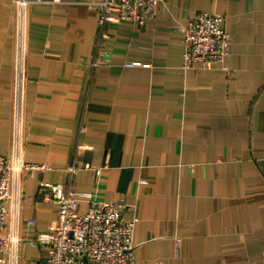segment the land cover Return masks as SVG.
<instances>
[{"label": "crops", "instance_id": "crops-1", "mask_svg": "<svg viewBox=\"0 0 264 264\" xmlns=\"http://www.w3.org/2000/svg\"><path fill=\"white\" fill-rule=\"evenodd\" d=\"M15 0H0V153L12 148ZM203 11L231 34L226 69H184ZM73 0L32 3L25 63L19 264L57 218L42 180L127 203L140 264H264V0H160L143 25H99ZM131 62H140L129 65ZM89 164L71 177L65 168ZM81 199L80 212L89 207ZM35 218L36 224L26 223Z\"/></svg>", "mask_w": 264, "mask_h": 264}, {"label": "built area", "instance_id": "built-area-1", "mask_svg": "<svg viewBox=\"0 0 264 264\" xmlns=\"http://www.w3.org/2000/svg\"><path fill=\"white\" fill-rule=\"evenodd\" d=\"M55 3L60 0H53ZM46 0H15L16 78L14 89L13 138L8 155L0 153V264H19L20 205L25 172L49 166L24 160L25 143V63L28 40V12L32 3ZM100 12L99 25L117 21L146 24L157 11L160 0H73ZM184 59L182 67L210 68L221 64L230 51L231 34L224 27V17L200 12L183 28ZM140 62H131L137 65ZM80 167L89 164L76 161L67 166L66 175L73 177ZM40 188L49 191L56 206L57 218L48 232L38 233L32 243L46 250L44 264H140L136 259L134 232L138 216L126 220L127 203L97 199L92 192H79L65 183L42 180ZM89 200L81 213V199ZM26 223L35 225V218Z\"/></svg>", "mask_w": 264, "mask_h": 264}]
</instances>
